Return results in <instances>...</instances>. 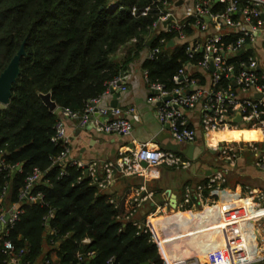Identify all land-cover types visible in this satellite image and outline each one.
<instances>
[{"label": "trees", "instance_id": "obj_1", "mask_svg": "<svg viewBox=\"0 0 264 264\" xmlns=\"http://www.w3.org/2000/svg\"><path fill=\"white\" fill-rule=\"evenodd\" d=\"M238 3L251 8L245 0ZM157 4L159 0H0V74L23 43L26 52L10 103L0 109V154L4 161L0 199L11 185L12 204L22 211L9 225L7 235L0 237V264H9L6 240L14 246L15 259L23 258L27 264L42 257L45 243L54 247L59 264H79L78 253L84 258L81 264H106L112 257L117 264H169L158 258L159 246L152 233L126 221L133 204L121 212L113 197L99 192L76 166L55 163L64 150V145L52 141L59 115L41 98L51 94L59 108L82 111L108 91L109 83L123 74L125 66L139 59L143 51L155 48L160 53L142 64L149 80L169 90L177 87L174 75L185 64L197 65L204 53L199 50L191 56L188 43H176V31H160L148 48L154 34L152 25L159 16ZM226 7L227 3L213 2L211 11L222 13ZM194 21H184L187 36L194 35L187 24ZM238 37L230 33L222 37V43L226 46ZM161 38L167 43L161 45ZM170 41L176 45L168 47ZM251 53L237 55L231 62L243 61ZM194 78L201 87L210 86L201 72ZM249 135L255 139L252 131ZM19 166L21 170L13 174ZM35 169L41 178L28 196H22ZM30 196L38 200L32 201ZM245 198L253 203L251 197ZM47 228L52 231L48 235ZM86 238L90 243L83 242ZM47 260L52 264L50 253L44 262Z\"/></svg>", "mask_w": 264, "mask_h": 264}, {"label": "built area", "instance_id": "obj_2", "mask_svg": "<svg viewBox=\"0 0 264 264\" xmlns=\"http://www.w3.org/2000/svg\"><path fill=\"white\" fill-rule=\"evenodd\" d=\"M238 1L219 0L218 2L227 3V7L222 13H213L211 6L216 0H201L188 8L182 19L174 17L172 11L168 10V0H159V4L156 5V9L159 10V16L152 25V31H157L161 23L173 17L174 20L168 23L166 31L169 33L172 31L177 32L176 43H188V51L191 56L199 50L204 53L203 58L197 65L185 64L174 75L172 81L177 87L172 90L166 89L159 82H151L147 71H145L150 91L148 101L156 105L159 120L164 126L168 127L172 140L178 145H193L198 142L196 127L191 124L186 116V111L201 106L202 132L206 138V145L211 151H220L222 142L211 144L208 141V136L218 131L221 132L238 127V125L234 124L238 115H241V123L248 129L260 131L261 143L264 147V71L260 70L259 61L252 48L259 36H262V48H264V0H245L251 5V8L241 7ZM148 10V7L145 8L142 14L145 15ZM135 12L136 9L133 8L132 14L134 15ZM234 15H238V17L234 18ZM190 18H194L195 21L192 24H187L194 29V35L198 36L192 43H190L189 39L194 35L187 36L184 32L186 28L184 21ZM211 30L213 33L210 32ZM230 33L238 34L239 37L225 46L222 43V37ZM199 34L203 36H199ZM159 42L161 45L167 43L164 38H161ZM247 45H251L250 50H252V53L243 61L231 62L232 58L236 57ZM248 51L245 50L244 54ZM158 53H160V49L155 48L148 53L147 58L154 59ZM212 68L214 69L213 71H211ZM197 72H201L204 77L208 75L210 86L201 87L198 84V81L194 78ZM223 81L225 85L221 86L220 83ZM108 86L107 92L111 89L125 91L126 80L120 75L111 81ZM238 89L242 91L243 96L238 95ZM100 99L93 100L82 111L60 108L61 112L58 114L60 118L55 125L52 141L64 145V150L55 159V163H69L72 166H76L81 170L82 174L91 178V182L97 185L99 192L106 191L114 184L117 173L124 176L137 175L146 180H157L161 177L162 167H170L174 170H187L192 167L193 162L191 159L174 151L154 147L149 143L126 146V149L122 147L116 161L82 163L71 159L67 126L64 119H72L78 121L80 126H85L93 121L94 114H97L101 118L97 122L98 130L123 137H129L132 134L133 121H138L134 108L124 111L119 108H97V102ZM250 147L257 150L254 143H250ZM227 159L233 166V158L228 157ZM3 164L4 161L1 159L0 154V169ZM257 166L264 170V150L259 155ZM19 170H21L20 166L13 172L15 173ZM40 178L41 172L39 169H35L33 174L27 178L26 190L22 196H28L34 182ZM225 180L221 172H216L203 184L200 183L195 187L186 186L181 210L200 209L199 207L201 206L215 204L216 200L210 196L222 187V183H225ZM245 191L256 203L255 210L258 215L253 217L250 222L254 227L253 234L258 242L259 239H264V193L249 187L245 188ZM136 193V197L133 200V211L126 218V221L131 222L138 229L146 227V230L152 233L150 225L142 224L136 219L135 214L144 202L154 196V193L148 192L144 186L137 190ZM30 197L32 201L38 200L36 196ZM2 201L3 199H0V203ZM21 213L22 211L18 207H13L9 213V225L16 222ZM157 214L155 213L154 215ZM3 220L2 215L0 216V222ZM5 235H7V232ZM153 240L155 241L154 237ZM13 250V244L6 240L4 251L9 254V264L16 262ZM244 254L246 255L247 252ZM89 255L91 256L93 253ZM77 256L79 264H81L84 260L83 255L78 253ZM263 262L264 254L259 256V258L235 264H262ZM22 264L27 263L23 262ZM46 264H51V262L47 261ZM106 264L117 263L112 257L108 259ZM170 264L234 263L231 262L228 251L221 249L215 254L208 255L205 263L199 257H192L173 260Z\"/></svg>", "mask_w": 264, "mask_h": 264}, {"label": "crops", "instance_id": "obj_3", "mask_svg": "<svg viewBox=\"0 0 264 264\" xmlns=\"http://www.w3.org/2000/svg\"><path fill=\"white\" fill-rule=\"evenodd\" d=\"M198 1L201 0H168V10L172 11L174 17L182 19L187 9L192 7ZM166 27L161 23L150 41L153 38H156L155 36L158 35L160 31H166ZM210 32L213 33L212 30ZM200 35L202 34H199V36ZM197 37L196 34L193 37H190V43L194 42ZM175 45L174 42L173 46ZM252 48L259 61L260 70L264 71V48H262V36L257 38L256 44ZM147 55L148 51H146L145 60L147 59ZM122 56L123 50L118 53L119 58ZM144 61H142V59H136L128 66H125L122 74L126 80L125 91L114 90V93H112L111 89L101 97L99 102H97V108H119L123 111L129 108H134L138 121H133L132 134L129 137H123L98 130L97 122H99L101 118L97 114H94L93 121L87 123L85 126H80L78 121L64 119L67 126L69 139L68 146L71 159L82 163L93 161L99 163L116 161L122 147L126 149V146L130 147L134 144L140 143H149L154 147L171 151V146L176 143L172 140L168 127L164 126L159 120L156 105H151L148 101L150 93H146L148 84L145 76V69L142 67ZM205 77L210 80L208 75H205ZM237 93L238 95L243 96L240 89H238ZM114 102H117L116 107H114ZM1 108H4V106L0 104V109ZM60 112L59 108L55 113L58 115ZM186 116L197 130L198 142L194 145L198 148L204 149V151L199 152L197 156L195 152V159H191L193 162L191 168L187 170H174L173 168L166 170L162 167L161 177L157 180H146L137 175L124 176L117 173V178L114 184L106 191H103V193L109 194L113 197L121 212L127 210L129 204H134L133 200L136 197V191L142 186L146 187L148 192L154 193V196L147 202H144L137 210L135 217L142 224L149 225L150 220L153 221L156 227V234L161 243L159 244L158 239L152 230L153 237L159 246L161 257L169 264L173 260L176 261L199 257V253L204 249L203 244L207 240L210 231L212 232L210 236L212 243H216L221 239V234L215 231V218L203 216V212L206 209L205 205L199 207L200 209L192 208L185 211L181 210L186 186L195 187L200 183L203 184L208 181L213 173L221 172L226 179L225 183H222V187L219 190H216L215 194H211L210 197L215 199L216 203L210 204L208 207L218 205L221 200V195L219 193L224 191L230 193L238 191L240 198L250 197L245 191V188L247 187L257 189L264 193V170L257 166L259 155L263 153L264 147L261 143V137L258 139H252L249 135V132L251 131H257L259 134L260 131L248 129L242 123L240 124L234 121V124L238 125V127H233L229 131H242L245 133V136H242L238 143H236L237 141H230L229 139L219 140L218 142H222L220 151L213 152L208 149L206 138L202 132L201 106L186 111ZM224 132L225 131L215 132L211 135V138L214 139L217 134ZM250 143H254L257 150L251 148ZM182 155L188 158L186 155ZM228 157L233 158V166L227 159ZM11 191V185H9L3 199V214L0 215H3V218L6 214L11 212L13 207H18L17 204H12L10 199ZM175 200L176 207H174ZM155 213L158 214L154 215ZM224 216L225 214L223 213L220 218L224 219ZM8 227L9 220H3L0 222V237L8 231ZM204 227L207 228L206 231L201 230V228ZM50 231L51 230L47 228L45 234H50L52 232ZM83 242L90 243V239L86 238ZM48 253H50L52 264H59L54 247L47 243L44 245L42 257L39 258L35 264H46L48 260L45 262L44 260ZM263 254L264 239H259L258 242L256 241L255 256L253 259H256L257 257L259 258V256ZM22 263L23 258L17 259L13 264Z\"/></svg>", "mask_w": 264, "mask_h": 264}, {"label": "bare ground", "instance_id": "obj_4", "mask_svg": "<svg viewBox=\"0 0 264 264\" xmlns=\"http://www.w3.org/2000/svg\"><path fill=\"white\" fill-rule=\"evenodd\" d=\"M252 132L255 135V139L261 137V134H259L257 131ZM244 134L245 133L242 131L225 130L224 133L217 134L214 139L210 138L212 134L209 135L208 141L211 144H216L222 139L239 141L242 136H245ZM219 194L221 195L219 204L210 207L206 206L203 216L215 218V231L221 234V239L216 243H212L210 240L212 232H209L208 238L203 244L204 249L200 251L201 254L199 253L201 261L205 263L207 261L208 255L215 254L221 249H226L228 251L231 262L234 264L247 260H253L255 256L256 241L253 234L254 228L250 220L258 215L254 209L255 203H250L245 197L240 198L239 192L230 193L224 191ZM223 213L225 216L224 219H221L220 217ZM226 215H228L227 220ZM149 225L154 231L156 227L153 221L150 220ZM201 230L206 231L207 228L204 227L201 228ZM156 233L155 235L158 239V235ZM160 243L161 241L159 244ZM245 252H247L246 255L244 254Z\"/></svg>", "mask_w": 264, "mask_h": 264}, {"label": "water", "instance_id": "obj_5", "mask_svg": "<svg viewBox=\"0 0 264 264\" xmlns=\"http://www.w3.org/2000/svg\"><path fill=\"white\" fill-rule=\"evenodd\" d=\"M219 0H216V2H218ZM174 18H170L166 21L163 22L164 27L167 26V24L170 21H173ZM206 20L208 21V19L206 18ZM155 40V38H153L149 43H148V47H151L153 41ZM174 42L171 41L169 43L168 46H173ZM251 49V45H247L245 47V49L241 50L239 52L238 55H242L244 54L245 50H250ZM25 45L23 43V45L21 46V48L19 49V51L17 52V54L13 57V59L11 60V62L9 63L8 67L0 74V104L3 105L4 107H7L10 103V99H11V95H12V90L14 87V84L17 82V79L20 76V61L21 58L25 56ZM214 69L212 68L211 71H213ZM112 93H114V90H111ZM116 97V96H114ZM41 98L43 100V102L45 103V105L49 108L50 111L54 112L57 109V104L52 100L51 94H47V95H41ZM260 98V97H259ZM114 107L117 106V102H114ZM242 121V117L241 115H238L237 118L235 119L236 123H241ZM171 151L174 152H178V153H182L184 155H186L188 158L190 159H195L194 154L196 152V156L199 152L204 151L203 148H198L196 147L194 144L193 145H172L170 148ZM14 174V172H13ZM176 207V200L174 202ZM10 218V214H6L4 217L5 221H8ZM161 255H158V258H160Z\"/></svg>", "mask_w": 264, "mask_h": 264}, {"label": "rangeland", "instance_id": "obj_6", "mask_svg": "<svg viewBox=\"0 0 264 264\" xmlns=\"http://www.w3.org/2000/svg\"><path fill=\"white\" fill-rule=\"evenodd\" d=\"M145 55H146V51H143V53L141 54V56L139 57L138 60H141V59H142V61H144V60H145ZM146 93H150V91H149V87H148V89L146 88ZM151 105H153V104H151ZM164 169L169 170V169H171V168H169V167H164ZM169 172H170V171H169Z\"/></svg>", "mask_w": 264, "mask_h": 264}]
</instances>
